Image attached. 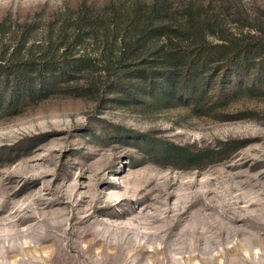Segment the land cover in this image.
<instances>
[{
  "label": "rangeland",
  "instance_id": "obj_1",
  "mask_svg": "<svg viewBox=\"0 0 264 264\" xmlns=\"http://www.w3.org/2000/svg\"><path fill=\"white\" fill-rule=\"evenodd\" d=\"M118 1L0 0V62H89L29 74L26 96L0 82V264H264V96L195 107L104 71L61 27ZM228 2L264 26V0ZM162 143L215 154L178 163Z\"/></svg>",
  "mask_w": 264,
  "mask_h": 264
},
{
  "label": "trees",
  "instance_id": "obj_2",
  "mask_svg": "<svg viewBox=\"0 0 264 264\" xmlns=\"http://www.w3.org/2000/svg\"><path fill=\"white\" fill-rule=\"evenodd\" d=\"M181 1L110 2L98 12L82 6L72 22L62 23L61 30L70 28L74 43L88 37L97 44L96 56L105 65L104 71L159 86L160 100L174 99L183 91L187 99L195 101V107L204 104L211 108L240 94L264 96L262 14L244 17L239 9L228 6V0H210L206 5ZM234 16L244 24L229 34L224 18ZM8 56L6 62H0V82L21 84L25 96L31 94L29 74L53 72V62L47 57L31 61V57L19 59L13 52ZM87 65L81 56L64 67L75 70ZM64 67L57 70L58 77L67 74ZM211 154L215 152H192L170 143H162L160 149L161 157L186 164Z\"/></svg>",
  "mask_w": 264,
  "mask_h": 264
}]
</instances>
